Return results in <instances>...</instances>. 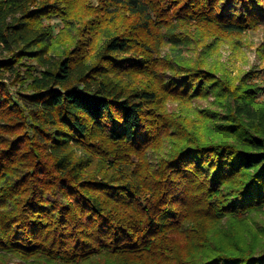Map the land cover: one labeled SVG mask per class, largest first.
Here are the masks:
<instances>
[{
  "label": "trees",
  "instance_id": "16d2710c",
  "mask_svg": "<svg viewBox=\"0 0 264 264\" xmlns=\"http://www.w3.org/2000/svg\"><path fill=\"white\" fill-rule=\"evenodd\" d=\"M99 1L93 54L92 34L61 42L43 24L64 17L62 0H0L2 264H264V239L239 229L264 209V109L243 77L232 88L209 55L181 54L264 22V0ZM28 55L42 69L22 80ZM6 71L28 80L23 91ZM199 96L221 109L196 111ZM195 111L202 134L184 122Z\"/></svg>",
  "mask_w": 264,
  "mask_h": 264
},
{
  "label": "rangeland",
  "instance_id": "374dc122",
  "mask_svg": "<svg viewBox=\"0 0 264 264\" xmlns=\"http://www.w3.org/2000/svg\"><path fill=\"white\" fill-rule=\"evenodd\" d=\"M38 1L49 4V1L52 0ZM61 4L63 5V9L67 11L64 17L60 18L57 15H50L42 19L43 24L52 29L54 39L57 41L61 40V42L64 40L70 42V40L72 41L75 38L77 40L85 38L86 36L90 37L89 35L92 34L94 36V40H92L93 42L86 47L87 51L90 50L94 54L101 49V44L103 43L105 36L102 32H94L91 25L89 26L91 23L89 20L91 16L87 15V11L91 9V7H97L98 10L102 9L97 13V15H102L103 13L106 15V9L104 10V6H101L103 5L102 2L99 0H62ZM72 18H74V20H72ZM119 23L117 22V25H113L112 29H118ZM124 25L127 24L124 23ZM188 30L190 33L199 37V31L195 30V28L192 27ZM199 38L200 42L193 41L191 45L181 47V54L187 55V58L191 59H194L196 55L199 54L209 55L206 57L211 65L216 64L221 67V70L218 69V71H214L216 73V77L219 76L217 78L223 79V82L229 83L232 88H236L237 84L240 83V79L243 77L247 84L255 87L257 96L254 97V100L257 103L256 106L264 109V22L256 24L244 32L228 34L221 33L218 35L213 34L211 37ZM170 44L171 43L163 45L161 50L162 55L165 53L169 55L174 52ZM208 45L210 46V50H208ZM53 47L55 46L53 45L52 49ZM10 55L11 52L4 47H0V59L9 57ZM23 61L29 65L20 63L17 66V71H20V78H22V80L26 79L29 75L27 72L28 70L26 69H32L31 71L34 74L39 73L42 69L40 62L29 55L28 57H25ZM17 71H6L3 73L4 80L9 83L12 92L23 91L28 83V80L24 84L17 81ZM245 87L246 84L242 85L239 92L243 91ZM212 98L213 96H210L209 100ZM209 100L199 96L195 97L191 104L196 111L197 109L205 108L208 105L217 110L221 109L219 106L211 104ZM167 103L166 109L168 111L179 110L177 108L179 105H176L177 101L174 102L173 100H170ZM196 111L194 113H190V116L187 117L184 122L190 124V126L186 125L189 131L202 134V128L197 129L193 125L199 122L197 119L196 121H193V118L196 117L194 116V114L196 115ZM172 129H174V131H171ZM175 131V122H173V126L168 130L167 135H161V138L164 136V139L162 141L160 139L159 143L154 148H149L147 150V154H149L148 158L151 156L149 159L150 161L154 160L156 162L157 158H154L157 156L156 151L161 152L159 155H164L165 147L169 145L171 135H177V132ZM203 135L201 136V139L204 138ZM243 221L246 225L242 227L239 225L240 230L247 228L248 233H257L260 238L264 239V209L261 211H251L250 214H247V217H245ZM9 260L10 259L7 258L8 262ZM19 261L20 259L18 257L11 258V262L13 263ZM0 264H2L1 260Z\"/></svg>",
  "mask_w": 264,
  "mask_h": 264
}]
</instances>
